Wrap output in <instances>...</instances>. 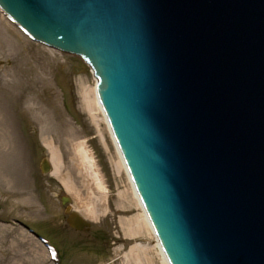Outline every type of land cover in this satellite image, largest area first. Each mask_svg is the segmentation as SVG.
Instances as JSON below:
<instances>
[{"label": "water", "instance_id": "95a60500", "mask_svg": "<svg viewBox=\"0 0 264 264\" xmlns=\"http://www.w3.org/2000/svg\"><path fill=\"white\" fill-rule=\"evenodd\" d=\"M0 7L33 40L93 69L170 264H264V0ZM40 169L51 172L48 158ZM66 213L75 230L90 228Z\"/></svg>", "mask_w": 264, "mask_h": 264}, {"label": "rangeland", "instance_id": "374dc122", "mask_svg": "<svg viewBox=\"0 0 264 264\" xmlns=\"http://www.w3.org/2000/svg\"><path fill=\"white\" fill-rule=\"evenodd\" d=\"M95 88L92 70L80 58L30 40L0 13V264H128L130 249L144 243L127 233L131 214L122 212L119 194L132 184L124 168L118 171L108 124L101 116L94 121L87 108L86 91ZM50 143L60 152L61 177H71L80 196L42 173ZM73 144L90 151L107 188V214L88 220L84 231L72 228L66 213L78 211L87 197L72 167ZM63 196L72 204L64 205ZM38 236L57 249L58 262Z\"/></svg>", "mask_w": 264, "mask_h": 264}, {"label": "bare ground", "instance_id": "6f19581e", "mask_svg": "<svg viewBox=\"0 0 264 264\" xmlns=\"http://www.w3.org/2000/svg\"><path fill=\"white\" fill-rule=\"evenodd\" d=\"M95 81L97 84V79H95ZM93 95H95L94 98ZM86 103L87 108L89 109L94 121L97 122L98 117L101 116V120L108 124L109 132L111 133V136L113 138L112 129L98 100L96 88L93 91L91 89H87ZM95 104H97L98 110L100 111V113L98 114L95 113ZM100 133L105 138V133L102 132V129H100ZM113 141L116 145L114 138ZM47 146L50 153V158H48L51 166L50 173L63 181L68 193L74 196H80L79 190L75 189L71 177H61L62 160L58 148L54 146L53 143L47 144ZM116 148L120 157V160H118L116 166L118 168V171L120 172L123 168L126 170V167L117 145ZM71 162L72 167L76 170L78 176L82 180L81 183L86 190L87 197L86 199H84V201L83 198H81L83 203L77 207L78 211H75L71 208H68V210L69 212L78 214L80 218H83L82 220H85L90 224L88 220H100L108 212L106 194L107 188L103 177L97 165L95 164L94 158L92 157L90 151L87 150L83 144L72 145ZM65 197L70 199V202H67L65 205L72 204V199L68 196ZM119 199L121 201L122 212L131 214L130 218L126 220L128 225L127 233L129 237H131L132 239H139L144 242L143 244L136 243L130 249L129 254L126 255L128 264H169L162 244L155 235L154 229L147 217V214L135 191L133 184L131 189H127L125 192H121L119 194ZM137 210H140L141 212L139 211L134 215L132 212Z\"/></svg>", "mask_w": 264, "mask_h": 264}]
</instances>
